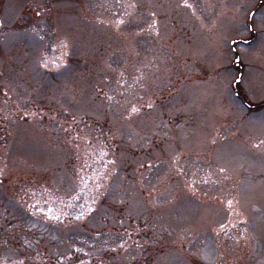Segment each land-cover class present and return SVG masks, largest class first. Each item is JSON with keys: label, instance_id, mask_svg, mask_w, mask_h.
I'll return each instance as SVG.
<instances>
[{"label": "rangeland", "instance_id": "374dc122", "mask_svg": "<svg viewBox=\"0 0 264 264\" xmlns=\"http://www.w3.org/2000/svg\"><path fill=\"white\" fill-rule=\"evenodd\" d=\"M256 3L0 0V264H264Z\"/></svg>", "mask_w": 264, "mask_h": 264}, {"label": "flooded vegetation", "instance_id": "af4514ba", "mask_svg": "<svg viewBox=\"0 0 264 264\" xmlns=\"http://www.w3.org/2000/svg\"><path fill=\"white\" fill-rule=\"evenodd\" d=\"M263 2H264V0H257V3H256V9H254V10H252V13H251V15H250V17L251 16H253V14L259 9V8H261L262 6H263Z\"/></svg>", "mask_w": 264, "mask_h": 264}]
</instances>
